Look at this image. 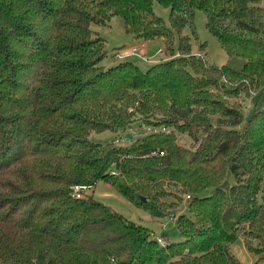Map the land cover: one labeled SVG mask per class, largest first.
<instances>
[{"label":"trees","instance_id":"obj_1","mask_svg":"<svg viewBox=\"0 0 264 264\" xmlns=\"http://www.w3.org/2000/svg\"><path fill=\"white\" fill-rule=\"evenodd\" d=\"M196 10L240 70L192 55L206 45ZM113 16L170 56L101 65L91 24ZM263 86L264 0H0V264H241L238 237L264 260V108L244 117L224 98ZM135 122L153 131L128 145L92 138ZM98 181L153 216L184 204L182 239L95 199Z\"/></svg>","mask_w":264,"mask_h":264},{"label":"rangeland","instance_id":"obj_2","mask_svg":"<svg viewBox=\"0 0 264 264\" xmlns=\"http://www.w3.org/2000/svg\"><path fill=\"white\" fill-rule=\"evenodd\" d=\"M153 11L161 17L166 25L169 26V8L162 6L158 2L153 3ZM195 28L200 43H205V48L200 49L198 46H193L191 53L196 59L202 57L208 60L213 65L226 64L234 70H240L245 62V59L238 56L228 57L221 48L217 40L208 32L205 27V15L201 10L195 11ZM94 32L105 39V56L100 64L104 67H109L121 61L130 60L146 70L149 66L167 59L170 55L162 52L163 41L160 38L150 39L148 41L135 40L124 29L123 19L120 16H113L108 25L91 24ZM184 34L189 33L188 29L183 31ZM139 44V45H138ZM145 45L144 48L138 50L135 54H131V49L134 47ZM138 45V46H137ZM230 104H237L243 112L244 117H248L254 108H264V86L259 91L253 90L248 94H239L237 97H226ZM153 131L152 128L144 125L139 126L138 122L133 123L130 127L124 130H105L98 133H93L92 138L99 143L114 142L116 145H128L137 137L143 136ZM179 142L189 145L190 140L186 135H179ZM93 196L100 202L110 206L118 213L134 222L141 223L148 227L156 237L167 235L170 240L180 241L182 239L179 231L175 227L173 218L179 213L184 212V204L179 205L176 210H167L166 216H153L146 209L133 205L129 200L122 196L108 182L98 181L92 188ZM254 246L256 241H251ZM234 256L241 264H264V260H259L258 255L249 252L243 243V238L238 237L230 247Z\"/></svg>","mask_w":264,"mask_h":264},{"label":"built area","instance_id":"obj_3","mask_svg":"<svg viewBox=\"0 0 264 264\" xmlns=\"http://www.w3.org/2000/svg\"><path fill=\"white\" fill-rule=\"evenodd\" d=\"M138 50H141V47L138 46V47H133L131 49V54H135ZM161 130H164V128H162ZM160 154H163V152H159ZM79 188H84L83 186H75L74 187V190L77 191ZM77 196H79V194H77Z\"/></svg>","mask_w":264,"mask_h":264},{"label":"crops","instance_id":"obj_4","mask_svg":"<svg viewBox=\"0 0 264 264\" xmlns=\"http://www.w3.org/2000/svg\"><path fill=\"white\" fill-rule=\"evenodd\" d=\"M138 45H139V44H138ZM138 45H137V46H138ZM144 46H145V45L143 44V45L141 46V49L144 48ZM132 47H134V46H132Z\"/></svg>","mask_w":264,"mask_h":264}]
</instances>
